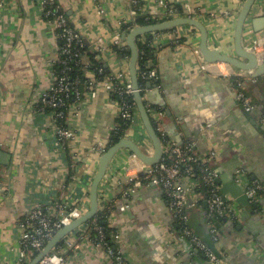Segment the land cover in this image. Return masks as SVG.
I'll use <instances>...</instances> for the list:
<instances>
[{"label":"crops","instance_id":"obj_1","mask_svg":"<svg viewBox=\"0 0 264 264\" xmlns=\"http://www.w3.org/2000/svg\"><path fill=\"white\" fill-rule=\"evenodd\" d=\"M57 2L86 45L94 50L95 45L103 47L101 60L112 73L128 72L129 57L116 56L112 45L117 36L122 41L134 2L151 20L162 21L165 14L159 0ZM163 2L171 18L191 13L199 19L206 27L209 48L234 56V29L243 0ZM243 36L247 43L254 41L259 62L264 63V0H255ZM139 40L151 48L146 65L156 75L146 79L143 88L152 121L166 139L191 142L196 154L208 158L220 193L238 204V219H227L218 230L215 250L225 264H264V198L244 205L233 195H245L244 186L235 180L238 170L264 185V71L243 80V90L253 102L247 110L237 100L233 79L223 76L232 71L228 64L207 62V69L202 68L206 61L196 52L199 32L194 27L151 32ZM59 47L56 30L43 14L42 0H0V264L19 260L18 220L26 211L40 206L59 214L60 207L78 205L87 210L101 148H106L117 128L120 105L114 93L100 85L94 99L69 105L67 120L74 137L65 144L56 142L54 122L41 111L40 98L52 83ZM83 58L90 63L85 54ZM97 73L88 77L101 81L104 75ZM123 137L152 154L138 113ZM145 169L141 160L122 148L99 185L100 208H111L107 222L117 231L115 239L124 260L128 264H210L182 237L160 187L145 182L130 192L133 179L146 176ZM196 181L183 183L188 203H195L187 210L189 224L206 234V194ZM84 225L61 241L64 264H115L107 245L83 233ZM66 240L76 247H65Z\"/></svg>","mask_w":264,"mask_h":264},{"label":"built area","instance_id":"obj_2","mask_svg":"<svg viewBox=\"0 0 264 264\" xmlns=\"http://www.w3.org/2000/svg\"><path fill=\"white\" fill-rule=\"evenodd\" d=\"M159 2L163 5L165 10L163 20L170 19L171 10H168L163 0H159ZM42 4L43 14L46 20L54 26L58 39L62 40V44L58 50V57L54 61V64L60 62L64 67L60 73L52 72V83L40 98L41 111L47 112L54 122L53 127L56 134V142L58 144H65L74 137V131L72 127L69 126L67 120L69 105L84 98L94 99L97 96L100 85L107 86L106 88L109 92L118 95L117 100L120 105L119 117L131 119L133 123V119L138 112L135 103H127L125 101L126 96L128 97L133 94V87L127 70H121L119 73L111 72L110 74H105L101 81L96 80L95 77H88V74L91 72L102 73V68L99 67L94 70L86 68L90 63L83 58L84 53H80L78 50V47L80 48L82 46L83 39L80 34L72 28L57 0H42ZM136 4L137 2H134V6L131 10V22H133L135 15H143L141 8ZM188 14L191 13L183 14V16H188ZM146 18L148 17L146 16ZM125 44L126 43L121 41L118 36L113 42V45H118L120 47H125ZM94 48L99 53L103 51L101 45H95ZM245 48L254 52L258 51L254 41H249ZM113 52L116 54L114 50ZM196 52L199 53L198 50ZM61 55H64V58H61ZM72 58L77 60V64H83L85 68L87 80L82 90L78 86L79 79L76 77L72 79L69 74L70 67L68 62L72 60ZM206 65L207 62L202 65V68L207 69ZM139 74L142 78L149 80H152L156 76L155 72L151 69L142 70ZM223 76L233 79V84L237 87V100L244 108L251 110L253 108V102L251 97L243 90V80L249 76L248 72H235L232 70L223 74ZM140 90L143 92L144 89L140 88ZM45 107L48 108L47 111ZM159 114L162 115V112H159ZM63 120L65 124H62ZM156 131L159 133L162 140V158L156 164L146 166L148 171L144 178L136 176L133 179L130 192L140 188L145 182H150L160 187L168 198L170 210L174 219L180 226L182 237H184L192 247L202 253L210 264H225L223 257L190 226L189 213L187 210L195 203H188L183 183L186 182V180L197 179L196 182L205 187V218L208 224V233L214 243L218 236V228L216 227L215 220L221 217L232 220L238 219L237 202L226 194L220 193L219 186L215 182V174L208 164V158L196 154L191 142L177 144L172 140L166 139L161 127L158 125H156ZM105 149L106 148H101L100 153L102 154ZM195 173L198 174V178L195 177ZM235 180L244 186V194L250 202H255L264 198V185L255 180L250 181L242 170L237 171ZM84 212L79 205L69 208L60 207L59 214L53 213L49 208L40 206L26 211L18 220V225L22 228L20 234V245L22 250L19 260L14 264H26L34 256H32L33 252L36 254L58 229L68 225L72 220L78 218ZM94 227L100 231L96 223H94ZM101 236L100 234V239L96 241L97 244L101 243ZM61 244L62 243L56 246L36 264H64V257L62 254L64 246ZM65 247L72 248L76 246H73L71 242L66 240ZM106 251L113 258L115 264H128L124 260L120 249L113 250L107 245Z\"/></svg>","mask_w":264,"mask_h":264},{"label":"water","instance_id":"obj_3","mask_svg":"<svg viewBox=\"0 0 264 264\" xmlns=\"http://www.w3.org/2000/svg\"><path fill=\"white\" fill-rule=\"evenodd\" d=\"M255 0H244L242 6L238 12L235 29H234V56L226 55L211 49L207 44V30L204 24L195 16H175L170 19L158 21L155 23H149L145 25L137 24L133 26L127 33L121 35L122 41H124L130 50L128 61V74L133 87V101L135 103L138 115L144 126L146 134L152 143L153 152L148 154L142 150L136 143L129 138H120L117 142L108 146L105 151L100 155L97 171L92 178L89 188V206L87 210L78 218L72 220L68 225L58 229L54 235L45 243V245L26 263L36 264L45 255L50 253L61 241L73 230L80 225L85 224L88 220L93 218L97 211L100 209L99 202V185L104 178L108 165L116 152L122 148L130 150L144 165L152 166L160 161L163 155L162 140L156 131L152 118L148 112L145 102V94L141 92L138 84L137 76V60L139 58V48L137 45V39L140 36L151 32H160L170 29H174L178 26L188 25L192 26L199 32V44L198 50L203 59L206 62H223L232 68L233 71L248 72L250 77L257 76L264 71V63L259 62L258 52L250 51L246 49L247 42L244 40L243 32L246 20L248 19L251 8ZM149 87V84H147ZM148 169V168H147ZM145 169V172L148 170ZM236 196L237 201L246 205L250 201L249 199L238 192L233 194ZM206 207V205H205Z\"/></svg>","mask_w":264,"mask_h":264},{"label":"trees","instance_id":"obj_4","mask_svg":"<svg viewBox=\"0 0 264 264\" xmlns=\"http://www.w3.org/2000/svg\"><path fill=\"white\" fill-rule=\"evenodd\" d=\"M155 22H157V20H151L150 18H146L144 15L137 14L133 18V22H130L126 25H123L122 31H125L127 33L133 26H135L137 24L145 25V24L155 23ZM139 38L137 39V45H138L139 52H140L139 58L137 60V72H138L137 76H138L139 87L144 88L146 85V79L142 78L141 75L139 74V72L142 70H149V68L146 65V59L148 57V54L151 51V48H150L148 43H145V44L142 43L139 40ZM59 42L61 45L62 40L60 39ZM112 48L116 52V56H118V57H129V55H130V50L127 46L120 47L118 45H113ZM78 50L80 51V53H84L86 55V57L88 58V60L90 61V65L87 66L86 68H91L93 70L96 68H99V67L102 68L103 71L100 74L97 73L98 76H102V75L111 73V72H107V70H105L104 64L101 60L99 52L92 49L91 47L86 45L84 42H82V46L80 48L78 47ZM61 58H64V55H61ZM68 65L70 67V70H69L70 77H72V79L76 77L80 80L79 88L82 90L84 88V84L87 80V77L85 75V68L83 67L84 65L83 64H81V65L77 64V60L73 59V58H72V60H70L68 62ZM63 67H64V65L62 63L57 62L54 64L53 71L55 73H60L62 71ZM98 78H100V77H98ZM114 97L117 99L118 95L114 94ZM125 101L127 103H129V102L134 103L133 95H130L128 97L126 96ZM45 110L47 111L48 108L45 107ZM62 124H65L64 120L62 121ZM131 124H132L131 119H124L122 117H118L117 128L114 132H112L109 135L106 148L108 146L112 145L113 143L117 142L120 138H122L124 136V134L126 133V131L128 130V128L131 126ZM153 124L156 128V124L154 121H153ZM195 177L196 178L199 177L197 173H195ZM201 187L205 191V187L203 185H201ZM254 205H252V206H254ZM110 210H111V208L107 207V206L100 208L97 211V213L95 214V216L85 223L84 226L86 229L83 230V233L87 234L89 237H91L95 241H98L100 239V234H101L102 235L101 236V243L104 246L105 245L110 246V248H112L113 250H117V249H119L117 241L115 239V234H117L116 233L117 231L113 226H110L107 222V218H108ZM226 221H227V219L222 218V217L215 220V224H216V227L218 228V230L223 228V225L226 223ZM94 223L97 224V226L100 228V231H98L94 227ZM196 232L198 234H200L202 239L205 240L211 247H213V249H215L214 242H213V240H212V238L208 232L206 234H202L198 230H196ZM33 255H35L34 252H33L32 256Z\"/></svg>","mask_w":264,"mask_h":264}]
</instances>
